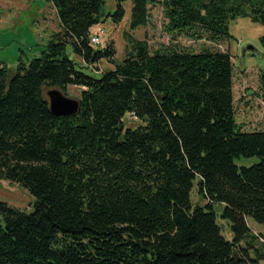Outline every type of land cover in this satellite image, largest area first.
<instances>
[{"label": "trees", "instance_id": "1", "mask_svg": "<svg viewBox=\"0 0 264 264\" xmlns=\"http://www.w3.org/2000/svg\"><path fill=\"white\" fill-rule=\"evenodd\" d=\"M50 1L61 27L45 49L19 54L14 71L0 63V179L34 198L30 212L0 201V264H247L246 218L264 223V130L236 125L230 53L151 50L128 35L117 62L112 42H90L103 0ZM131 1L132 28L159 3L173 36L227 39L238 17L264 25V0ZM67 46L87 68H113L86 73ZM68 84L81 87L79 109L55 115L43 88ZM126 113L141 123L125 127ZM239 156L259 160L238 168ZM194 179L204 206L189 201Z\"/></svg>", "mask_w": 264, "mask_h": 264}, {"label": "rangeland", "instance_id": "2", "mask_svg": "<svg viewBox=\"0 0 264 264\" xmlns=\"http://www.w3.org/2000/svg\"><path fill=\"white\" fill-rule=\"evenodd\" d=\"M53 3L50 0H0V63L5 64L9 70L14 71L19 54L26 59L39 55L45 49L48 41L58 32L59 19ZM123 8V14L118 17L117 5ZM131 0H103L100 7V21L90 30L101 28L103 33L100 39L105 46L112 42L115 61H122L128 51L126 38L131 35L135 39H145L151 50L163 45H177L190 51H199L203 47L213 50L228 51L232 64V93L235 108L236 125L243 131L264 130V89L261 76L264 75V52L260 45L259 37L264 35V25L252 22L249 18L238 17L229 22V38H220L216 41L194 39L184 34L173 36L165 30L167 19L164 17L163 7L159 4L148 5V19L145 25L131 27ZM252 45L255 52L243 51L246 45ZM66 53L80 70L91 73L101 72L113 68V64L105 58L85 67L79 56L66 47ZM43 88V96L47 98V90ZM61 90V89H60ZM81 87L69 85L61 90L63 95L78 99ZM125 127L134 128L141 121L126 113L122 116ZM256 156L235 157L232 162L238 167H247L257 163ZM197 179L193 180L190 188L192 205L204 206L207 200L202 197L197 189ZM33 196L19 184L0 179V201L6 202L11 207L20 208L25 212L33 210ZM216 222L220 227L222 237L232 240L234 231L231 220L222 217L221 205L214 203ZM249 231L239 240V248L246 252L247 264H264V223H258L252 217L246 218Z\"/></svg>", "mask_w": 264, "mask_h": 264}, {"label": "water", "instance_id": "3", "mask_svg": "<svg viewBox=\"0 0 264 264\" xmlns=\"http://www.w3.org/2000/svg\"><path fill=\"white\" fill-rule=\"evenodd\" d=\"M243 51H253L254 47L250 44L246 45ZM47 101L49 104L50 111L59 116L74 115L79 109V102L77 99L70 98L63 95L62 91L57 87H50L47 92Z\"/></svg>", "mask_w": 264, "mask_h": 264}, {"label": "built area", "instance_id": "4", "mask_svg": "<svg viewBox=\"0 0 264 264\" xmlns=\"http://www.w3.org/2000/svg\"><path fill=\"white\" fill-rule=\"evenodd\" d=\"M103 30L101 28H96V30L91 31L90 42L99 45L100 47H104L102 40L100 39Z\"/></svg>", "mask_w": 264, "mask_h": 264}, {"label": "crops", "instance_id": "5", "mask_svg": "<svg viewBox=\"0 0 264 264\" xmlns=\"http://www.w3.org/2000/svg\"><path fill=\"white\" fill-rule=\"evenodd\" d=\"M52 3V2H51ZM53 5V4H52ZM53 9H55V6L53 5ZM55 11H56V9H55ZM56 13H57V11H56ZM58 16V15H57ZM59 19V18H58ZM61 27V25H60V21H59V28Z\"/></svg>", "mask_w": 264, "mask_h": 264}]
</instances>
